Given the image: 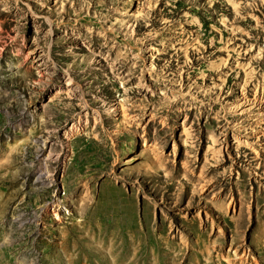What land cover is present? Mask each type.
I'll use <instances>...</instances> for the list:
<instances>
[{"label":"rangeland","instance_id":"rangeland-1","mask_svg":"<svg viewBox=\"0 0 264 264\" xmlns=\"http://www.w3.org/2000/svg\"><path fill=\"white\" fill-rule=\"evenodd\" d=\"M0 264H264V0H0Z\"/></svg>","mask_w":264,"mask_h":264},{"label":"bare ground","instance_id":"bare-ground-1","mask_svg":"<svg viewBox=\"0 0 264 264\" xmlns=\"http://www.w3.org/2000/svg\"><path fill=\"white\" fill-rule=\"evenodd\" d=\"M125 9V8H124ZM131 11H134V10H131ZM126 13H128V12H126ZM130 13V12H129ZM252 69V68H251ZM247 71V70H246ZM247 73H248V71H247ZM247 77V76H246ZM246 80V79H245ZM242 87V86H241ZM244 87V86H243Z\"/></svg>","mask_w":264,"mask_h":264}]
</instances>
